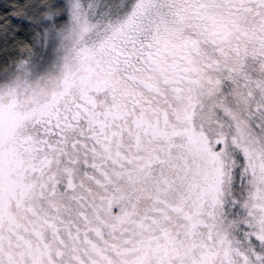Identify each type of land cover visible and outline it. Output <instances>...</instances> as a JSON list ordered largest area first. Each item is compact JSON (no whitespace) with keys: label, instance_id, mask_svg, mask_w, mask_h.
<instances>
[{"label":"snow or ice","instance_id":"6c2138e0","mask_svg":"<svg viewBox=\"0 0 264 264\" xmlns=\"http://www.w3.org/2000/svg\"><path fill=\"white\" fill-rule=\"evenodd\" d=\"M0 264H264V0H0Z\"/></svg>","mask_w":264,"mask_h":264}]
</instances>
